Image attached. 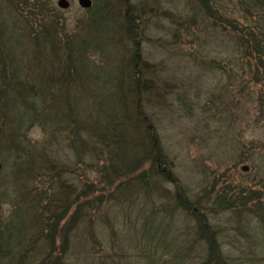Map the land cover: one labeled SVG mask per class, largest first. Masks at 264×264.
Here are the masks:
<instances>
[{
	"label": "rangeland",
	"instance_id": "obj_1",
	"mask_svg": "<svg viewBox=\"0 0 264 264\" xmlns=\"http://www.w3.org/2000/svg\"><path fill=\"white\" fill-rule=\"evenodd\" d=\"M57 1L0 0V264H202L209 244L178 193L225 264H264V68L225 23L246 24V3ZM134 67L149 84L141 130L165 157L154 170H132L135 108L117 99Z\"/></svg>",
	"mask_w": 264,
	"mask_h": 264
},
{
	"label": "trees",
	"instance_id": "obj_2",
	"mask_svg": "<svg viewBox=\"0 0 264 264\" xmlns=\"http://www.w3.org/2000/svg\"><path fill=\"white\" fill-rule=\"evenodd\" d=\"M20 4L27 6L29 3V0H17ZM244 3H246L247 8H244L245 11L248 13L249 17L245 19L246 24H240L239 22L235 21V19L227 18L225 20L227 27V30L232 34L233 37V49L234 51L241 56L242 60L244 58L247 59L248 67L258 69L259 66H262L264 68V0H240ZM209 3H211V0H205L204 1V7L208 8ZM36 4V7L43 8L45 5L44 0H34V3ZM40 9V10H41ZM206 11L210 12V16L212 18L221 19L222 17L218 14L217 11L213 13V11L209 8ZM244 11V12H245ZM245 12V13H246ZM246 13V14H247ZM252 19H251V18ZM127 26V35L132 37L133 34V28L135 26L134 22L129 20ZM50 26H47V32L46 29L44 32L46 34L50 32L48 29ZM33 33L36 34L34 31ZM35 37L34 35H31L30 38ZM35 39V38H34ZM45 41L48 42V37H43ZM60 41H51L50 42V52L49 54L56 55V53L60 52V50L57 48V44H59ZM61 45V44H60ZM59 45V46H60ZM241 54V55H240ZM243 56V57H242ZM136 58L132 59L131 61L133 64H137ZM254 61L253 67L251 65V62ZM68 65H70V68H73V71H76L74 62L69 60L67 62ZM134 65V66H135ZM68 67V66H67ZM65 68L66 71L72 70L69 68ZM137 67H134V74H130L126 76V80L128 81V84L125 85L122 82L121 89L119 87V92L117 94V99L119 105L125 109V112L123 113L124 116L128 117L127 111H129V104H132L134 106V117L136 118L134 129L136 128V133L138 134L137 138V145L135 143L136 149L134 150L133 155V169L141 168L144 165H148L150 170H154L156 168L164 167V160H162V157L164 155L161 152V147L157 143L156 139L152 136L151 131H149L148 128L145 130H141L140 124V118L141 120H144L143 117V109H142V98L147 95V90L149 89V84L143 79V76L139 75L141 72L137 70ZM124 86L126 87V90H124ZM125 117V119H126ZM134 118V120H135ZM137 124V125H136ZM133 129V131H134ZM123 131V130H122ZM107 132V131H106ZM98 134V133H97ZM105 136L103 135L102 141L105 140ZM130 137V136H128ZM127 144L132 147L133 144L130 141H126ZM136 142V141H135ZM118 145H120V142H118ZM126 145V144H123ZM118 146V150L125 149L124 146ZM116 149V150H117ZM116 155H119V151L116 152ZM165 158V157H164ZM115 171V170H113ZM116 172V171H115ZM96 189L93 184L86 187V191L83 192V194H87L88 196H91L92 193H95ZM99 203H101V199L96 198ZM94 199V200H96ZM174 204L176 207V210H180L185 213L186 215L193 217L194 220L197 221V225L199 229L201 230L202 234H204V238L209 244V250H208V257L205 259V261L202 264H225L221 256L218 255V245L216 243V232L208 228V222L206 217H204L203 213L200 212L199 206L196 202H192L184 193H178L174 198ZM65 210L57 215L58 217L64 216ZM57 229V225H54V228H52L53 232H55Z\"/></svg>",
	"mask_w": 264,
	"mask_h": 264
},
{
	"label": "water",
	"instance_id": "obj_3",
	"mask_svg": "<svg viewBox=\"0 0 264 264\" xmlns=\"http://www.w3.org/2000/svg\"><path fill=\"white\" fill-rule=\"evenodd\" d=\"M78 5L82 8V9H89L92 6V2L91 0H78ZM57 6L60 9H67L69 7V4L66 0H58L57 1ZM1 170V167H0ZM248 168L247 167H243L242 171H247Z\"/></svg>",
	"mask_w": 264,
	"mask_h": 264
}]
</instances>
